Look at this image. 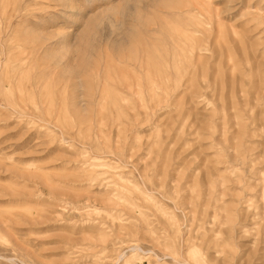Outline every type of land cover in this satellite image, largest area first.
<instances>
[{
  "label": "rangeland",
  "instance_id": "rangeland-1",
  "mask_svg": "<svg viewBox=\"0 0 264 264\" xmlns=\"http://www.w3.org/2000/svg\"><path fill=\"white\" fill-rule=\"evenodd\" d=\"M0 264H264V0H0Z\"/></svg>",
  "mask_w": 264,
  "mask_h": 264
}]
</instances>
